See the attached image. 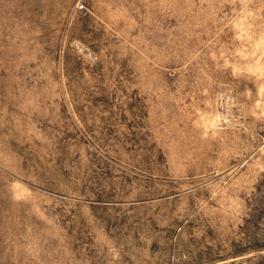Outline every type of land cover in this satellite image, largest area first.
<instances>
[{"label":"rangeland","instance_id":"1","mask_svg":"<svg viewBox=\"0 0 264 264\" xmlns=\"http://www.w3.org/2000/svg\"><path fill=\"white\" fill-rule=\"evenodd\" d=\"M0 264H264V0H0Z\"/></svg>","mask_w":264,"mask_h":264}]
</instances>
